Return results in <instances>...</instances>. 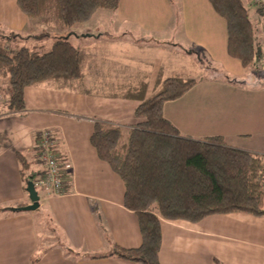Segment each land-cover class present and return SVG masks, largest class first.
<instances>
[{"label":"crops","instance_id":"obj_1","mask_svg":"<svg viewBox=\"0 0 264 264\" xmlns=\"http://www.w3.org/2000/svg\"><path fill=\"white\" fill-rule=\"evenodd\" d=\"M124 1L153 0H120L119 16ZM178 2L184 31L196 40L206 34L211 46L204 43L202 48L208 46L212 61L224 65L226 60L236 71L226 70L219 82L198 79L182 97L165 104V117L183 136H223L232 147L264 155V80L248 76L247 68L228 54L226 24L225 31L221 20L218 28L204 24L219 17L207 0ZM0 23L17 31L27 28L28 19L17 0H0ZM259 28L262 35L260 19ZM131 30L121 25L75 28L70 38L86 55L83 84L75 90H58L50 83L28 86L26 110L0 115V205L31 204L18 154L30 160L29 172L43 170L32 151L43 130L56 134V155L66 187L57 195L38 191L36 210L0 217V264H141L111 256L116 246L139 247L142 235L138 215L124 204L122 179L91 143L94 118L126 127L145 121L135 114L140 101L113 97L121 92H112V86L145 79L147 98L160 68L164 78L179 73L174 70L176 54L166 65V50L159 48L150 59L140 60L146 69L120 78V63L111 57L120 55L117 50L124 43L114 34ZM186 57L193 69L201 67L191 54ZM161 230V264H264V216L231 212L199 222L162 218Z\"/></svg>","mask_w":264,"mask_h":264},{"label":"trees","instance_id":"obj_2","mask_svg":"<svg viewBox=\"0 0 264 264\" xmlns=\"http://www.w3.org/2000/svg\"><path fill=\"white\" fill-rule=\"evenodd\" d=\"M247 1L210 0L226 22L227 52L244 68L258 66L264 52L259 28L264 11L257 8L256 19ZM119 3L120 0H17L28 25L17 31L0 23V92L7 97L0 106V115L26 110L28 86L50 83L58 90H75L83 84L86 55L68 35L77 26L90 22L99 9L114 10ZM37 26L39 31L35 32ZM55 26L67 35L54 36L47 48L43 42L53 37L49 28ZM25 40L34 41L33 46ZM196 82L181 74L164 78L160 68L147 98L145 79L127 80L121 87L111 88L112 92H121L113 97L139 100L135 114L145 117V121L126 127L94 118L91 143L122 179L124 204L138 215L142 235L139 247L116 246L111 256L141 264H161L162 218L199 222L210 215L231 212L264 216V155L232 147L223 136H183L165 117V104L182 97ZM37 136L40 142L41 132ZM37 149L35 146L32 151ZM18 157L27 190L39 172H29L30 160L25 154L19 153ZM62 190H66L65 181ZM23 206L0 205V217L23 211Z\"/></svg>","mask_w":264,"mask_h":264},{"label":"rangeland","instance_id":"obj_3","mask_svg":"<svg viewBox=\"0 0 264 264\" xmlns=\"http://www.w3.org/2000/svg\"><path fill=\"white\" fill-rule=\"evenodd\" d=\"M178 1L179 0L124 1L122 3V11L120 16L118 11L120 5L114 10L99 9L94 14L90 22L81 24L76 28L84 29L86 27L94 28L96 26L118 25L133 28V30L127 34H114L115 39L122 40L124 43V46L117 50L120 55L111 57L112 61L120 63V65H118L120 69V78L124 76L129 78V75H131L132 72L146 69V66L143 65L144 62L140 60L150 59L151 55H153L154 52L159 48L166 50V65H168V62L173 61L172 59L174 58H172V55L176 54V60L174 62L176 63L175 68L177 69L174 70L178 71V73L183 76L195 78L196 81H198V79L202 81H208L209 79H212L219 82L221 79H224L226 70H231L232 72L236 71L233 66L230 68V65L226 60H223L224 65L217 63L216 61H212L210 50L207 48L208 46H206V44L211 46L209 39L206 38V34H200L201 39L196 40L193 39L194 37L191 34L184 31V28L182 27L184 26L182 17V4ZM207 2L211 4L210 0H207ZM247 6L251 14L256 9V6L248 1ZM216 14L219 16L217 17L216 21L206 20V23L204 24L208 26L214 25L218 28L221 20V25L225 31L226 22L224 17L221 16L217 11ZM187 25H191V21L188 20ZM49 30L53 37H49L47 38V41L45 40L43 42L47 48L52 45L55 39L54 36L67 35L64 31H61L60 27L57 26H55V28H49ZM34 31H39L38 26L34 27ZM217 42L218 41H216L215 44L218 46ZM24 43L33 46L34 41L25 40ZM204 43H206V50L202 48ZM187 54H191L193 56L192 59L194 62L201 65V67H199L201 68L200 70L198 67L194 69L192 68L193 65L189 61L191 59L186 57ZM236 61L239 62L237 59ZM230 64L233 65L232 62H230ZM258 66L248 67L245 73L248 76H253L257 80L263 81L264 71ZM175 74L176 73L171 75ZM6 100V95L0 92L1 107L3 106L4 102H6Z\"/></svg>","mask_w":264,"mask_h":264},{"label":"built area","instance_id":"obj_4","mask_svg":"<svg viewBox=\"0 0 264 264\" xmlns=\"http://www.w3.org/2000/svg\"><path fill=\"white\" fill-rule=\"evenodd\" d=\"M255 6L264 11V0H251ZM264 40V29L262 30ZM259 68L264 71V52L260 58ZM56 134L53 130L41 131V138L37 144L36 155L43 164V170L39 171L34 180V186L38 191L50 194H62L64 181L63 168L56 155Z\"/></svg>","mask_w":264,"mask_h":264},{"label":"water","instance_id":"obj_5","mask_svg":"<svg viewBox=\"0 0 264 264\" xmlns=\"http://www.w3.org/2000/svg\"><path fill=\"white\" fill-rule=\"evenodd\" d=\"M27 190L30 195L31 204L23 206L21 209L25 211H33L40 207V195L38 190L35 188L34 183L28 184Z\"/></svg>","mask_w":264,"mask_h":264}]
</instances>
